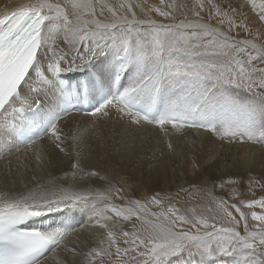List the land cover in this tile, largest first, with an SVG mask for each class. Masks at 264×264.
I'll return each instance as SVG.
<instances>
[{
  "label": "snow or ice",
  "instance_id": "obj_1",
  "mask_svg": "<svg viewBox=\"0 0 264 264\" xmlns=\"http://www.w3.org/2000/svg\"><path fill=\"white\" fill-rule=\"evenodd\" d=\"M67 8V5L62 8L60 4H53L48 0H28L10 14L0 17V115L7 116L8 108L13 105H10V98L17 93L28 70L39 59L40 45L53 27L46 22L62 17L64 27L70 34L66 41L69 45L68 53L61 54L63 50L50 49L51 56L46 62L41 61L45 71L60 73L81 67L92 58L94 51L81 45L84 48L81 52L77 48V41H86L89 37L94 40L109 33H118L122 38V47L116 56L115 82L120 81L121 74L130 64L139 66L128 85L104 99L95 108V113L115 108L120 114L131 117L135 124L146 122L160 127L171 124L173 128L203 129L209 136L215 135L221 139L264 143V75L260 76L259 84L251 75L253 71L264 72V68L252 69L255 57L251 55H248L247 63L232 55L233 51L244 53L249 41L238 42L245 47L236 48L234 44L237 42L230 41L226 34L208 24L183 20L179 24L157 23L155 20L137 19L135 13L128 19L113 12L110 22L96 19L78 31ZM216 14L224 16L228 13L221 12L217 7ZM160 15L169 14L160 11ZM259 21L264 22V11L261 12ZM220 22L223 23V20ZM242 27L246 25L230 22V30ZM185 31H190V36H175V32ZM201 32L202 37L198 34ZM192 40L199 42L193 44ZM252 47L255 49L256 46ZM73 50L76 54L69 60L68 55ZM62 64L68 66L62 67ZM37 71L42 77L43 73L39 68ZM161 94L168 95L169 103L158 118L153 119L148 114L151 104L143 112L133 110V104L141 96L154 102ZM241 94H247L246 98H242ZM33 106L37 108L39 101L28 97L20 101V107H13L12 113H23L25 108L31 109ZM55 118L58 119V115ZM50 126L52 135L59 140L56 123H51ZM56 146L60 147L58 143ZM72 168L78 169L79 162L73 164ZM88 175L91 180L98 173ZM59 191L62 194L54 193L55 198L32 193L0 203V242L7 246L6 255L0 259V264H35V258L46 248L59 244L66 228L25 231L14 228L20 221L40 215L41 208H62L97 196L108 198L104 193L84 185H78L76 190ZM153 202L159 203L155 198ZM246 203L249 208L256 205L264 208V198ZM129 204L142 207L139 201H129ZM106 208H110L118 216L122 212L116 205ZM133 211L134 209H129L130 214ZM237 211H240L238 207ZM93 214H96L95 209ZM228 215L231 216V213ZM251 217L258 222L257 229L249 231L247 217L241 213L246 235H240L232 227L218 228L207 221H189L179 216L177 219L182 225L190 224L187 230H174L176 221L173 220V226L162 228L157 233H149L146 238L131 241L125 239V244L131 243L135 247H126L123 252L125 255L135 253L130 257L129 264H204L206 257L218 253L247 257L243 264H264V261L259 260L264 256V252L259 251L264 249V212L252 211ZM108 235L113 237L114 234L109 232ZM123 235L128 237L130 233L125 232ZM116 253H121L120 247L116 248ZM234 264H241V260H234Z\"/></svg>",
  "mask_w": 264,
  "mask_h": 264
},
{
  "label": "bare ground",
  "instance_id": "obj_2",
  "mask_svg": "<svg viewBox=\"0 0 264 264\" xmlns=\"http://www.w3.org/2000/svg\"><path fill=\"white\" fill-rule=\"evenodd\" d=\"M27 2L28 0H0V17L10 14ZM48 2L60 4L62 8L67 5L66 10L72 16L74 27L79 31L96 19L110 22L113 12L128 19H131L132 14L135 13L136 18L140 19L141 4L146 7V3L150 1L139 0L141 4L132 0H48ZM147 11L154 14L150 12L151 9ZM251 13L249 12L248 15L252 17ZM188 21L208 24L211 28L227 34L221 26L200 17ZM46 24H51L53 27L46 33L38 51L39 66L44 74L51 72L44 70L41 61H47L51 56L49 50L53 48L63 50L61 54L68 53L69 45L66 41L70 35L68 29L64 27L62 17ZM237 41H249L251 46L255 45V49L264 53V44L256 38H241ZM81 45H86L94 51L92 58L84 64L86 70L100 77L104 84L109 82L116 66L115 57L122 47L121 36L118 33H109L94 40L91 37L86 41L78 40L77 48L83 52L84 48ZM75 54L76 51L73 50L68 55V59L71 60L72 55ZM36 69L34 65L29 71L23 81L22 90L27 98L34 97L45 106H49L51 113L46 115V120L47 123H51L52 115L61 111V102L55 95L57 87L52 78L46 83L40 82L37 79ZM138 70L139 66L136 64H130L125 69L122 73V88L128 85ZM64 73L78 75L79 71ZM148 99L146 96H141L137 101ZM160 99L168 105L167 94H161ZM95 101L98 102L99 99L96 98ZM94 113L85 115L73 112L65 115L57 125L59 140L49 135L31 146H23L21 139L14 138L13 132L3 130L5 135L0 138V203L32 193L46 194L50 198H55L51 193L60 195L62 194L60 189L76 190L78 185H84L104 195L110 193V196L116 197V187L127 188L126 192L139 190L142 194L149 190L166 192L181 190L193 183L203 186L214 183L219 190L228 195L227 189L229 191L236 189L231 187L232 181L229 175L237 174L246 178V181L240 179L239 182H250L257 177L264 178L259 173L260 170L264 172V143L221 139L219 136H209L203 129L198 131L191 127L173 128L171 124L166 127H154L144 122L135 124L131 117L120 114L115 108ZM8 138H12L13 142L9 143ZM57 143L60 145L59 148L56 146ZM159 151H161L160 156ZM92 153H98L99 156L98 154L93 156ZM77 162L79 168L73 169L72 165ZM90 164L91 166L88 167ZM92 172L98 173V176L89 180L88 174ZM105 202L106 200L99 196L77 201L73 205L65 206L73 207L76 214L69 217H65L67 214L60 216L61 210L65 207L41 208L38 219H41L42 223L49 224L53 228H66V231L59 244L51 247L36 264H87V259L92 257V250L98 249L104 252L97 244L105 241L103 232L107 234L110 226L118 230L117 226L109 222L106 216L107 209H102ZM79 206L82 209H78ZM94 209L96 214H93ZM143 218L152 233L169 227L154 218L147 216ZM186 256L187 253L185 258ZM234 260L236 259H224L216 254L206 257L204 264H234Z\"/></svg>",
  "mask_w": 264,
  "mask_h": 264
},
{
  "label": "rangeland",
  "instance_id": "obj_3",
  "mask_svg": "<svg viewBox=\"0 0 264 264\" xmlns=\"http://www.w3.org/2000/svg\"><path fill=\"white\" fill-rule=\"evenodd\" d=\"M139 3V0H132ZM145 0H142V2ZM146 3V7H143L141 3L139 9L140 19H150L160 22H177L188 21L194 17H200L205 21L212 22L221 26L227 32V36L230 41L237 42L234 44L236 48H244L245 45L238 43L237 39L253 37L261 41L264 44V22L259 21V16L264 11V0H149ZM242 3V4H241ZM201 4L203 7H201ZM245 4V5H243ZM148 5V6H147ZM241 5V6H240ZM238 6V7H237ZM219 8L221 12H227V15L217 16L216 8ZM248 7V8H247ZM241 8H244L242 11ZM148 9H151L147 11ZM246 9V10H245ZM248 9V10H247ZM160 11L167 12L168 16H161ZM199 15H196V13ZM252 14V17L248 13ZM246 13V14H245ZM223 20V23L220 20ZM254 19V20H253ZM230 22L243 23L246 27L231 28ZM190 36V31L175 32L176 37L181 35ZM201 37L203 33H198ZM171 40V38H169ZM197 40H192V43H198ZM227 51V50H226ZM232 55L235 59L243 60L247 63L248 55L255 57L251 68L261 69L264 68V53L260 50L253 49L250 44L244 53L238 54L233 51ZM238 67V66H237ZM252 79L259 84L260 76L264 75V72L253 71L251 73ZM251 83V81H249ZM247 94H241L242 98H246ZM90 128H93L90 126ZM92 132V131H91ZM90 132V134H91ZM109 146V144H108ZM98 153H92V155ZM93 155V156H94ZM161 151H159V156ZM99 156V154H98ZM147 158V157H146ZM145 159V158H144ZM88 165V167H90ZM154 169V168H152ZM151 169V170H152ZM260 175L264 176L263 170H260ZM231 179V187L235 190H226L228 195L219 190L218 186L214 183H210L206 186L193 183L191 185L183 187L181 190H172L169 192L162 190H149L147 193H139V190L126 192V189H120L116 187V197L108 196L106 202L103 204L102 209L106 210V214L110 223L118 227L116 230L113 226H110L107 234L103 232L105 241H100L99 246L102 247L104 252L94 249L91 251L92 257L87 259V264H129L130 257L135 255L134 252L125 255L124 248H134L135 245L129 243L125 244V239L129 241L133 239L146 238L149 233H152L144 222V216L154 218L168 226H173V220L176 221L174 227L175 230H187L190 224H181L177 219L179 216L185 217L186 220H201L207 221L209 224H215L219 227H232L235 231L243 233L245 232V221L241 219V213L247 217V224L249 231H255L257 229V221H254L251 217V212L257 213L264 212V208L256 205L252 208L247 207V201L259 200L264 198V178H256L250 182H239L240 179L246 181V178L239 175H229ZM228 181V178L227 180ZM249 181V180H247ZM54 193H51L53 195ZM56 194V193H55ZM230 194V195H229ZM54 196V195H53ZM153 198L159 201L154 203ZM129 201H139L142 207H136L133 204H129ZM109 205H116L122 209L121 214L118 216L113 211L106 208ZM52 207V206H51ZM237 207L240 211H237ZM134 209L132 214L129 213V209ZM231 213V216L228 215ZM211 230V229H209ZM112 232L113 237H109L108 233ZM130 233L128 237H124L123 233ZM227 238H225L226 240ZM251 242V241H250ZM239 246V245H237ZM121 248V253H116V248ZM259 251L264 252V249ZM95 253V256H93ZM222 258L239 259L243 257L228 256L222 253H218ZM244 261L247 257L243 258ZM259 260L264 261V256H261ZM259 264V262H258Z\"/></svg>",
  "mask_w": 264,
  "mask_h": 264
}]
</instances>
